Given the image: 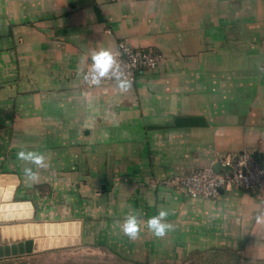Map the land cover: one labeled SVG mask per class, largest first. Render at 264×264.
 <instances>
[{"label":"crops","instance_id":"crops-1","mask_svg":"<svg viewBox=\"0 0 264 264\" xmlns=\"http://www.w3.org/2000/svg\"><path fill=\"white\" fill-rule=\"evenodd\" d=\"M263 38L264 0H0V177L14 185L12 201L32 205L30 218L0 224L79 220L80 245L96 231L121 244L131 213L144 222L131 242L150 258L165 241L184 255L192 246L264 264L263 199L235 187L193 199L148 185L207 165L216 152H260ZM121 40L163 60L126 92L118 83L83 88L93 51ZM176 116H203L206 125L174 127ZM21 148L47 156L32 187ZM158 209L173 225L161 239L146 226Z\"/></svg>","mask_w":264,"mask_h":264},{"label":"built area","instance_id":"built-area-1","mask_svg":"<svg viewBox=\"0 0 264 264\" xmlns=\"http://www.w3.org/2000/svg\"><path fill=\"white\" fill-rule=\"evenodd\" d=\"M264 61V38L261 40ZM113 52L117 57L120 71L110 72L99 84L92 82V60L82 72L81 86L92 88L101 84L119 83L117 75L132 80L139 71L151 72L163 60V55L151 48H139L127 41H119ZM261 160L252 156V152L218 153L207 165L189 172L179 173L161 179L151 178L148 185L171 190L183 191L193 199H211L217 197L221 189L235 187L253 193L264 200V146L259 152ZM13 221V220H11Z\"/></svg>","mask_w":264,"mask_h":264},{"label":"rangeland","instance_id":"rangeland-1","mask_svg":"<svg viewBox=\"0 0 264 264\" xmlns=\"http://www.w3.org/2000/svg\"><path fill=\"white\" fill-rule=\"evenodd\" d=\"M90 102L92 101L90 100ZM100 234L96 231L94 239L91 241L87 239L88 242L85 241L79 247L77 245L64 249H48L8 264H228L226 263L227 259L229 264L238 262L235 252L229 254H225L223 251L196 253L194 252L196 249L188 246L184 255L181 254L180 248L175 249L177 253L170 249L169 243L165 241L154 246L153 249L158 254L150 258L144 254L146 249L144 243L138 248V244L131 242V239L124 235V243L118 244L115 240L99 236ZM136 250L139 251V257L132 256Z\"/></svg>","mask_w":264,"mask_h":264},{"label":"water","instance_id":"water-1","mask_svg":"<svg viewBox=\"0 0 264 264\" xmlns=\"http://www.w3.org/2000/svg\"><path fill=\"white\" fill-rule=\"evenodd\" d=\"M206 121L203 116H176L173 119L174 127L204 126ZM159 127V126H151ZM252 156L258 161L261 154L252 152ZM5 181L0 177V204L12 202L14 185L5 186ZM104 189V185L100 186ZM6 195V196H5ZM29 204L28 217H31L32 205L29 201H16ZM18 220L16 216L11 218L0 210V221ZM29 228L25 233L23 228ZM38 229V230H36ZM81 244V221L64 220L53 222H14L0 224V258L31 254L53 248L77 246Z\"/></svg>","mask_w":264,"mask_h":264},{"label":"clouds","instance_id":"clouds-1","mask_svg":"<svg viewBox=\"0 0 264 264\" xmlns=\"http://www.w3.org/2000/svg\"><path fill=\"white\" fill-rule=\"evenodd\" d=\"M92 66V82L99 84L101 79L107 76L110 72L117 73L120 71L117 66V57L111 48H101L98 51H93L91 55ZM118 87L122 92H126L132 86V81L123 78V74L117 75ZM17 159L22 162V174L25 179V185L32 187L38 182L39 171L48 168V160L45 153L39 150H28L21 148L17 152ZM169 212L165 209H158V214L151 216L147 220V228L158 238H164L169 231L173 229V225L167 221ZM264 219V214L257 217L259 222ZM144 222L138 219L136 214L129 213L121 227L124 235L129 239L135 240L139 237Z\"/></svg>","mask_w":264,"mask_h":264},{"label":"bare ground","instance_id":"bare-ground-1","mask_svg":"<svg viewBox=\"0 0 264 264\" xmlns=\"http://www.w3.org/2000/svg\"><path fill=\"white\" fill-rule=\"evenodd\" d=\"M28 206L29 204L23 202H3L0 204V210L4 211L6 214L11 216V218H14V216H16L18 219H25L28 217L30 211ZM28 229H30V227H24L22 230L25 233Z\"/></svg>","mask_w":264,"mask_h":264}]
</instances>
